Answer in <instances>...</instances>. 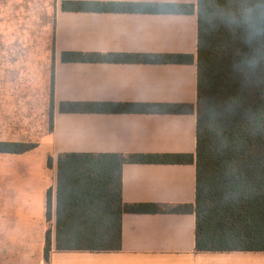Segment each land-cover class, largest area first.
<instances>
[{
	"label": "crops",
	"instance_id": "0c3cea01",
	"mask_svg": "<svg viewBox=\"0 0 264 264\" xmlns=\"http://www.w3.org/2000/svg\"><path fill=\"white\" fill-rule=\"evenodd\" d=\"M63 0H0V75L53 74V115L36 147L0 152V264H264V251L196 250L192 212H125L118 250H57V159L64 152L195 153V112L60 111L61 101H197V13L71 11ZM184 2L197 0H87ZM65 50L190 53V63L63 61ZM49 68V70H47ZM3 84L1 87L3 88ZM51 94V91H50ZM1 140H16L0 137ZM52 166H48V157ZM52 189V220L47 191ZM194 163L126 162L122 198L194 203Z\"/></svg>",
	"mask_w": 264,
	"mask_h": 264
},
{
	"label": "trees",
	"instance_id": "16d2710c",
	"mask_svg": "<svg viewBox=\"0 0 264 264\" xmlns=\"http://www.w3.org/2000/svg\"><path fill=\"white\" fill-rule=\"evenodd\" d=\"M254 0L128 2L63 0L71 11L197 13V101H61L60 111L170 112L196 114L195 153L64 152L57 159L54 243L57 250H118L125 212L172 210L196 217L198 251H264V35L246 42L224 14ZM255 56L254 70L244 61ZM63 61L190 63V53H140L65 50ZM53 96V74L51 82ZM53 115V100L50 119ZM36 142L0 140V152L22 153ZM126 162L194 163V203L162 208L153 202L122 198ZM52 157L47 160L52 166ZM47 221L52 220V189L47 191ZM52 230L45 233L49 263Z\"/></svg>",
	"mask_w": 264,
	"mask_h": 264
},
{
	"label": "rangeland",
	"instance_id": "374dc122",
	"mask_svg": "<svg viewBox=\"0 0 264 264\" xmlns=\"http://www.w3.org/2000/svg\"><path fill=\"white\" fill-rule=\"evenodd\" d=\"M51 82L50 73L0 75V137L38 142L45 136Z\"/></svg>",
	"mask_w": 264,
	"mask_h": 264
},
{
	"label": "clouds",
	"instance_id": "9594fccd",
	"mask_svg": "<svg viewBox=\"0 0 264 264\" xmlns=\"http://www.w3.org/2000/svg\"><path fill=\"white\" fill-rule=\"evenodd\" d=\"M229 27L238 28L245 34L246 42L264 35V0H254L253 4L243 3L236 12L224 14ZM258 60L255 56L244 61L248 70H254Z\"/></svg>",
	"mask_w": 264,
	"mask_h": 264
}]
</instances>
